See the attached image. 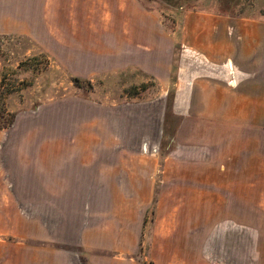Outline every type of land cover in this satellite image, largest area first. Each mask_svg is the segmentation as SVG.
I'll use <instances>...</instances> for the list:
<instances>
[{"label": "rangeland", "instance_id": "rangeland-1", "mask_svg": "<svg viewBox=\"0 0 264 264\" xmlns=\"http://www.w3.org/2000/svg\"><path fill=\"white\" fill-rule=\"evenodd\" d=\"M42 1L41 30L0 35L4 102L16 115L0 130V264H264V130L181 142L176 128L190 121L142 70L164 43L133 26L164 27L175 80L186 13L170 0ZM177 4L264 20V0ZM126 45L132 55L116 63ZM76 142L95 163L85 185L41 190L60 172L52 152L63 159Z\"/></svg>", "mask_w": 264, "mask_h": 264}, {"label": "crops", "instance_id": "crops-1", "mask_svg": "<svg viewBox=\"0 0 264 264\" xmlns=\"http://www.w3.org/2000/svg\"><path fill=\"white\" fill-rule=\"evenodd\" d=\"M42 3L41 0H0V35L33 33L38 31L37 27L41 30L40 26L45 21ZM127 8L131 14L137 13L132 2H128ZM213 16L185 14L179 26L180 52L175 80L171 75L174 53L171 36L159 24L147 23L145 28L139 25L141 29L133 26L134 31L144 32L147 41L156 35L164 43L160 50L161 60L155 62L151 58L142 70L156 77L167 94L172 90L173 113L190 121L186 125L182 122L176 128L175 137L180 140L184 139L182 135L206 142V138L214 134L225 135L228 131L241 133L248 130L250 134V130H264V20ZM191 19L193 23H190ZM114 40L115 46L118 48L120 45L122 50V31L115 33ZM81 43L72 47H85ZM125 48L129 51L126 50L123 55L120 52L115 54L116 63H123V58L128 62L132 49L128 45ZM147 50L148 55H154V50ZM230 79H233V85L228 84ZM190 126L193 131H187ZM76 144L77 147H74ZM76 144L68 146L67 157L63 159L59 157V152H52L51 167L56 166L60 172L56 176L50 174V179L41 181L43 186L46 185L41 190L65 191L70 188H62L63 184L85 185L86 174L83 172L95 163L86 161L89 160L84 155L86 147H81L84 143ZM63 167L73 170L72 173H62ZM98 169L100 171V166ZM54 176L60 178L54 179ZM120 183L121 180H116L115 185ZM118 189L122 190L121 187Z\"/></svg>", "mask_w": 264, "mask_h": 264}, {"label": "trees", "instance_id": "trees-1", "mask_svg": "<svg viewBox=\"0 0 264 264\" xmlns=\"http://www.w3.org/2000/svg\"><path fill=\"white\" fill-rule=\"evenodd\" d=\"M170 1L175 2V8H177V10L179 11H183L185 13L191 11V10H188V8L185 9L184 7H181L180 4H177L178 2H181L184 0H170ZM73 81L77 84H79L78 82H80L79 79H73ZM2 90H3L2 81H0V130H5V129H9L13 125L16 115L15 113L8 110V108L6 107L5 102H4L5 94Z\"/></svg>", "mask_w": 264, "mask_h": 264}, {"label": "built area", "instance_id": "built-area-1", "mask_svg": "<svg viewBox=\"0 0 264 264\" xmlns=\"http://www.w3.org/2000/svg\"><path fill=\"white\" fill-rule=\"evenodd\" d=\"M229 85H233L234 84V81L233 79H230L229 82H228Z\"/></svg>", "mask_w": 264, "mask_h": 264}]
</instances>
